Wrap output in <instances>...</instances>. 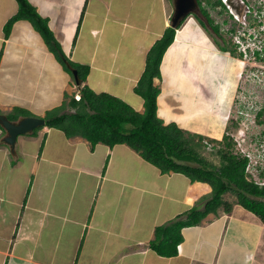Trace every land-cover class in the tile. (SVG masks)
<instances>
[{
    "label": "crops",
    "instance_id": "1",
    "mask_svg": "<svg viewBox=\"0 0 264 264\" xmlns=\"http://www.w3.org/2000/svg\"><path fill=\"white\" fill-rule=\"evenodd\" d=\"M29 1L67 59L89 69L77 85L27 19L6 31L18 3L0 0V114L45 118L64 101L60 113H72L83 85L144 111L134 87L173 0ZM208 27L190 14L175 28L153 84L163 124L219 141L243 61ZM4 135L0 126V264H264V224L228 192L229 209L177 228L203 209L209 183L161 171L126 143H92L45 123L19 134L14 152Z\"/></svg>",
    "mask_w": 264,
    "mask_h": 264
},
{
    "label": "trees",
    "instance_id": "2",
    "mask_svg": "<svg viewBox=\"0 0 264 264\" xmlns=\"http://www.w3.org/2000/svg\"><path fill=\"white\" fill-rule=\"evenodd\" d=\"M16 1L18 10L5 24L6 31L16 19L29 20L66 71L72 75L65 60L77 70L81 84L89 67L67 59L51 33L47 20L36 11L29 0ZM198 3L209 26L217 32L218 26L213 23L208 10L203 7L201 0H198ZM211 4L226 8L222 0H212ZM196 18L205 25L202 19L197 16ZM174 31V27L168 26L147 52L144 71L134 87L135 92L143 98V112L136 111L117 96L105 92L96 93L87 85H83L79 88V100L70 96L68 103L75 107L74 111L68 114L60 113L66 105L64 101L60 106L46 111L45 125L60 128L67 135L82 134L92 143L100 141L110 146L126 143L161 171L174 170L184 173L191 180L209 183L212 189L203 209L194 208L190 211L188 220L174 222L177 228L187 222H198L206 212L215 210L220 205L229 209L230 204L223 199V194L229 191L234 192L236 201L258 215L264 224V200L261 199L264 198V184L259 185L246 178L248 158L237 156L231 150L230 141H224L223 147H218L216 151L220 159L219 164H214L200 153L204 145L201 137L193 138L194 134L186 132L175 123L163 124L156 113L159 89L153 84V78L159 74L162 55L173 40ZM170 225L158 230L166 231ZM179 239L180 237L174 239L171 253L176 252L175 244ZM156 249L166 252L161 247Z\"/></svg>",
    "mask_w": 264,
    "mask_h": 264
},
{
    "label": "rangeland",
    "instance_id": "3",
    "mask_svg": "<svg viewBox=\"0 0 264 264\" xmlns=\"http://www.w3.org/2000/svg\"><path fill=\"white\" fill-rule=\"evenodd\" d=\"M201 1L213 23L218 26L217 32L208 27L218 43L225 44L232 52L239 54L235 36L248 32L253 38L248 44L251 51L264 46V0H240L247 3L250 10L238 18L232 13V16L228 15L230 10L227 6L225 10H218L217 6L211 4L212 0ZM239 55L243 63L240 66L238 88L229 106L224 136L219 141L196 134L193 138H202L204 145L200 153L214 164H219L220 160L216 152L218 147L222 148L224 141H230L233 153L248 158L246 178L264 180V53L258 56L254 53ZM227 196L236 201L234 192L229 191Z\"/></svg>",
    "mask_w": 264,
    "mask_h": 264
},
{
    "label": "water",
    "instance_id": "4",
    "mask_svg": "<svg viewBox=\"0 0 264 264\" xmlns=\"http://www.w3.org/2000/svg\"><path fill=\"white\" fill-rule=\"evenodd\" d=\"M225 2L233 13L238 16L242 15L243 11L240 9L242 2L240 0H225ZM173 6V12L170 18L171 27H178V25L190 14L196 15L205 22V25L209 26L207 18L201 12L198 0H173ZM71 71L75 83L79 85L80 79L77 70L71 68ZM44 123L45 119L43 117L23 116L17 120H11L6 115L0 114V126L5 131L3 142L14 152L16 138L19 134L31 133L36 127L44 125Z\"/></svg>",
    "mask_w": 264,
    "mask_h": 264
},
{
    "label": "built area",
    "instance_id": "5",
    "mask_svg": "<svg viewBox=\"0 0 264 264\" xmlns=\"http://www.w3.org/2000/svg\"><path fill=\"white\" fill-rule=\"evenodd\" d=\"M225 4H226V2H225V0H222ZM226 6L229 8V10H230V13H232L234 16H236L237 18H238V15H236L235 13H233L232 11H231V9H230V7L228 6V4H226ZM253 38H252V35L251 34H249L248 32H247V34L246 35H244V33H241V34H237L236 36H235V42L237 43V48H238V50H239V54H242V56H245V55H247V54H252V53H254V54H256L257 56L258 55H260V54H262V53H264V46H260V47H258L257 49H254V50H250L249 49V41L250 40H252ZM74 98L75 99H80V94H79V92H76L75 94H74ZM249 163V162H248ZM248 163H247V165H246V168L248 167ZM253 181L254 182H256L257 184H259V185H262V184H264V180H256V179H253Z\"/></svg>",
    "mask_w": 264,
    "mask_h": 264
},
{
    "label": "flooded vegetation",
    "instance_id": "6",
    "mask_svg": "<svg viewBox=\"0 0 264 264\" xmlns=\"http://www.w3.org/2000/svg\"><path fill=\"white\" fill-rule=\"evenodd\" d=\"M241 2H242V1H241ZM217 7H218V10H221V8H223V10H225L223 6L218 5ZM240 9L243 11L242 14H244L245 12H247L248 10H250V7H249V5H248L247 3L242 2L241 6H240ZM228 12H229V11H228ZM245 14H246V13H245ZM228 15H229V16H230V15L232 16V14H231L230 12H229ZM223 20H225V18H224ZM218 34H220L219 31H218Z\"/></svg>",
    "mask_w": 264,
    "mask_h": 264
},
{
    "label": "clouds",
    "instance_id": "7",
    "mask_svg": "<svg viewBox=\"0 0 264 264\" xmlns=\"http://www.w3.org/2000/svg\"><path fill=\"white\" fill-rule=\"evenodd\" d=\"M76 100H79V99H76Z\"/></svg>",
    "mask_w": 264,
    "mask_h": 264
}]
</instances>
